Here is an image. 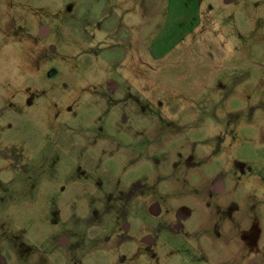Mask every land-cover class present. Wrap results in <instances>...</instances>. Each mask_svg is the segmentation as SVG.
<instances>
[{"label":"rangeland","instance_id":"rangeland-1","mask_svg":"<svg viewBox=\"0 0 264 264\" xmlns=\"http://www.w3.org/2000/svg\"><path fill=\"white\" fill-rule=\"evenodd\" d=\"M0 264H264V0H0Z\"/></svg>","mask_w":264,"mask_h":264},{"label":"flooded vegetation","instance_id":"flooded-vegetation-1","mask_svg":"<svg viewBox=\"0 0 264 264\" xmlns=\"http://www.w3.org/2000/svg\"><path fill=\"white\" fill-rule=\"evenodd\" d=\"M217 190H218L219 192L222 191V187L218 186V187H217Z\"/></svg>","mask_w":264,"mask_h":264}]
</instances>
